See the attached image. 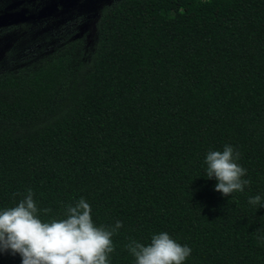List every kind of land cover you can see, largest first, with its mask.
Listing matches in <instances>:
<instances>
[{
	"label": "trees",
	"instance_id": "obj_1",
	"mask_svg": "<svg viewBox=\"0 0 264 264\" xmlns=\"http://www.w3.org/2000/svg\"><path fill=\"white\" fill-rule=\"evenodd\" d=\"M91 5L81 36L20 65L3 49L0 210L31 189L50 222L83 198L96 226L122 223L109 264H135L125 246L161 232L191 249L184 264H264V207L249 203H264V0ZM225 145L250 181L227 197L205 163Z\"/></svg>",
	"mask_w": 264,
	"mask_h": 264
},
{
	"label": "clouds",
	"instance_id": "obj_2",
	"mask_svg": "<svg viewBox=\"0 0 264 264\" xmlns=\"http://www.w3.org/2000/svg\"><path fill=\"white\" fill-rule=\"evenodd\" d=\"M238 151L225 145L223 151H209L205 158L206 178H214V190L223 196L244 190L250 183L242 179L246 169L236 161ZM14 195H19L15 193ZM249 203L264 207L259 195ZM45 214L51 209H43ZM92 209L81 198L75 206L68 205L66 218L44 222L38 218V208L31 189L14 207L0 210V253L21 257V264H109L114 252L112 236L122 227L116 221L113 227L96 226ZM135 258V264H184L191 249L161 232L151 237L148 245L131 240L126 246Z\"/></svg>",
	"mask_w": 264,
	"mask_h": 264
},
{
	"label": "flooded vegetation",
	"instance_id": "obj_3",
	"mask_svg": "<svg viewBox=\"0 0 264 264\" xmlns=\"http://www.w3.org/2000/svg\"><path fill=\"white\" fill-rule=\"evenodd\" d=\"M91 0H0V20L8 16H20L4 27H0V34L9 36L10 40L26 39L35 35L37 31L45 30L47 25L56 26V21L69 8H73ZM86 25V23H85ZM34 31V32H33ZM43 32V31H41ZM81 36V31L68 30L63 34ZM56 32H50L52 38L60 37ZM9 40V41H10ZM8 45H5V48Z\"/></svg>",
	"mask_w": 264,
	"mask_h": 264
},
{
	"label": "rangeland",
	"instance_id": "obj_4",
	"mask_svg": "<svg viewBox=\"0 0 264 264\" xmlns=\"http://www.w3.org/2000/svg\"><path fill=\"white\" fill-rule=\"evenodd\" d=\"M66 1V0H65ZM91 1L88 3L69 8L66 12H63L62 16L57 19L56 26L47 25L45 30H40L36 32L35 35H29L26 39L20 40H10L9 36H4L0 34V68L3 70L6 66L7 57L6 55L10 53L8 59H11L12 64L20 65L24 62L26 56L34 54L36 49L46 43V40L52 39L49 35L50 32H56L58 35L63 34V32L68 30L84 29L83 22L94 14V7L91 5ZM20 18V16H8L0 20V27H4L5 24H9L14 21V19ZM43 31V32H41ZM34 32V31H33ZM55 36H58L54 34ZM50 38V39H49ZM10 40V41H9ZM12 42V43H11ZM15 44L11 51L7 54L4 53L5 45L9 46ZM6 47L5 49H8ZM0 69V70H1Z\"/></svg>",
	"mask_w": 264,
	"mask_h": 264
}]
</instances>
